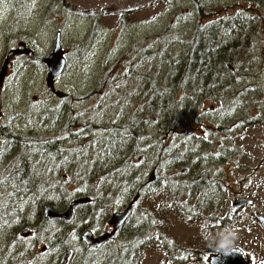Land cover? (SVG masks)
<instances>
[{
	"label": "trees",
	"instance_id": "trees-1",
	"mask_svg": "<svg viewBox=\"0 0 264 264\" xmlns=\"http://www.w3.org/2000/svg\"><path fill=\"white\" fill-rule=\"evenodd\" d=\"M191 1L196 14L190 40L178 54L168 48L169 44L150 53L154 76L147 77L149 84H137L140 102L132 116L103 127L101 137L98 136L100 124L91 116L69 125L68 131L74 138L76 128L85 131L73 142V150L65 149L67 144H62L60 138L50 140L19 133L7 137L14 147L9 146L13 150L12 158L4 163L0 177V264H29L33 249L42 242L48 244V251L66 248L67 242L70 244L74 237L81 236L78 228L82 222L91 224L86 225L89 230L95 229L98 205L113 202L116 198L110 193L115 191L120 205L138 198L136 206L142 212L147 208L143 210L138 202L169 196V208L180 214L197 215L195 207L180 199H194L193 205L203 206L210 214L221 215L225 210L233 214L230 207L223 205L227 190L222 184L220 188L213 185V181L220 180L214 174L215 160L209 137L178 134L189 119L208 116V102L218 105L216 111L229 112L234 110L236 101L249 100L240 97L247 96L249 90L252 99L243 117L233 118L234 122L215 121L213 117L209 121L216 124L221 135H237L256 125L264 126V119H255L258 116L250 111L256 106V95L264 93L259 72L254 70L257 62L252 57L255 50L262 49L264 54V45L246 39L248 19L241 12L240 17L233 19L227 15L208 20L212 15L209 11L216 10L204 0ZM249 1L257 7L258 0ZM130 60L124 58L120 65L131 69ZM125 80H130L128 75L111 74L109 81L99 88L110 84L120 87V82ZM250 80L253 87L248 84ZM246 81L247 85L243 86ZM74 121L71 118L67 123ZM86 133L89 141L84 144ZM142 137V140L149 139L145 142L150 144L148 148H144ZM224 146L233 151L230 142H224ZM69 183L78 186L68 187ZM84 197L91 201L77 209L75 220L70 224L62 219L51 220L45 214L47 207L63 211ZM113 205L116 203L108 206ZM148 217H143L145 226L142 220L133 230L126 223L116 239L119 245L112 243L105 252L83 242L79 250L71 248L74 252L71 260L78 256V264H140L145 231L155 221ZM156 219L161 221L160 217ZM24 229H29L33 236L23 239Z\"/></svg>",
	"mask_w": 264,
	"mask_h": 264
},
{
	"label": "rangeland",
	"instance_id": "rangeland-1",
	"mask_svg": "<svg viewBox=\"0 0 264 264\" xmlns=\"http://www.w3.org/2000/svg\"><path fill=\"white\" fill-rule=\"evenodd\" d=\"M19 2L20 9L16 11L17 14L10 13L6 7L0 10L2 29L0 30V74L3 66L7 64V54L10 50L19 48L27 51L8 60L7 74L0 84V177L4 172V163L12 158L13 154V150L9 149L12 140L7 138L10 134L52 138L60 133L57 137L65 142V131L61 132V129L70 130L69 125L78 124L80 120L91 116L100 124L98 136L101 137L103 127L114 121L121 123L124 118L132 116L140 102L137 84H149L147 77L154 76V61L150 53H155L164 44H169L168 48L172 52L177 54L181 52L184 43L190 40L196 14L191 0H60L57 6L53 4V0H19ZM204 3L216 10L209 11L212 15L207 18L208 20L227 15L228 18L233 19L240 17L239 12H241L248 19L246 39L257 41L260 46L264 45L263 2L258 0L257 7H254L249 0H204ZM59 33L62 36L61 54L67 64L59 76L49 80L50 71L44 60L53 52ZM20 42L25 46H20ZM246 43L245 41L244 45ZM245 55L248 57L247 51ZM252 57L257 62L254 70L259 72L260 88L264 90L262 49L255 50ZM124 58L132 59L129 61L131 69H124V66L120 65V61ZM111 74L128 75L130 80L120 82V87L110 84L100 89L103 82L109 81ZM248 84L253 87V80L248 81ZM245 85L247 81L243 86ZM250 92L251 90L247 92V96L245 94L240 96L248 97V101L244 99L236 101L234 110L229 112L216 111L215 107L218 105L208 102L206 104L208 116L198 120L189 119L179 130L181 134H178L209 137L214 160L217 163L214 162L216 170L214 174L218 175L217 178L220 180L213 181L214 188H220L222 184L227 190V195L224 194L225 198L222 200L223 205L226 208L230 207L233 214L239 215V220L233 227L244 233L264 230L262 228L264 223L255 215L254 207H248L251 204L235 206L238 200H250L264 216V185L257 186V182L264 179V126L256 125L237 135L235 133L221 135L217 132L216 124H211L209 120L213 117L215 121L234 122L233 118L243 117L249 111L248 103L252 99ZM255 98L256 106H252L250 111L258 116L255 119H264V93L256 95ZM49 108L55 110L53 118L48 113ZM258 111H262L263 114L260 116ZM39 112L42 113L41 119L38 116ZM77 113H81V116ZM71 118H75V121L67 123ZM149 130L151 133L152 128ZM205 132H208V135ZM172 138L176 137L172 136ZM177 139L179 141V137ZM147 140L149 139L142 140L144 148L150 146L145 143ZM88 141L86 133L84 144ZM171 141L173 139L168 140L169 143ZM224 142H230L233 151L224 146ZM250 181L252 182L249 183ZM66 185L73 188L78 186L76 183ZM110 194L116 199L113 202L100 204L105 206L112 203L119 204L118 192ZM137 200L138 198L127 200L122 206L113 205L105 215L109 213L107 217L109 218L112 212L122 210V207L137 208ZM193 200L180 199L182 203L189 202L195 207L197 212L195 216L174 212L169 208L171 204L169 196H160L140 204L138 202L143 210L144 208L148 210L138 214L133 210L136 214H133L128 221L131 230L138 226L144 216L151 218L152 213L155 215L153 225H149L145 231V248L140 264L168 263L166 250L157 244L162 238H154V245H151L150 238L154 233L163 232L165 236L172 237L179 244L180 241H184L188 247H194L199 241L201 244L198 246L202 247L206 242L202 235L203 224H209L208 230L214 233L223 230L222 226L214 225L211 215L215 214H210L203 206L193 205ZM149 205L152 206L153 212L149 211L151 208ZM51 208L59 213L62 211V208L61 210ZM159 217L161 221H157L156 218ZM143 221L145 226L146 221ZM77 225L78 223L75 224ZM86 225L91 224L82 222L78 229L83 233L89 228ZM22 231L23 239L33 236L29 233L25 237ZM116 242L119 245L117 240ZM109 246H113L112 243ZM80 247H82L81 236L74 237L70 244L67 242L66 248L50 251L48 244L42 242L33 249L29 264H52L53 261L61 264L67 250L72 251L73 254L72 249L79 250ZM71 258L72 255L67 257L66 264H78V256L73 260Z\"/></svg>",
	"mask_w": 264,
	"mask_h": 264
},
{
	"label": "flooded vegetation",
	"instance_id": "flooded-vegetation-1",
	"mask_svg": "<svg viewBox=\"0 0 264 264\" xmlns=\"http://www.w3.org/2000/svg\"><path fill=\"white\" fill-rule=\"evenodd\" d=\"M53 4L56 6L59 5L60 0H53ZM5 7L9 10L10 13L17 14L16 11L20 9V2H19V0H0V10L5 8ZM0 30H2L1 25H0ZM6 38H8V35ZM58 39H60V43L62 44L61 33H59L56 37L55 46L58 42ZM19 45L25 46V44L22 42H20ZM23 52L26 53L27 51H24V50L19 49V48H15V50L9 51V53L7 54V58L10 61L13 57H18ZM8 60H7V65H8ZM54 111L55 110H53L52 108H49V110H48V113L51 114V118L54 117V114H53ZM38 116H39V119H41L42 113L39 112ZM53 126L55 127V125H53ZM57 127H58V125H57ZM55 129L56 128H54V130ZM63 130L65 131L64 132L65 142L67 144V145H65L66 146L65 149L73 150V147H74L73 142H77L79 134L85 133V131L83 130V128H79V129L76 128V130L74 131V134H76L77 137L74 138L72 135V132L68 131V128H64V129L62 128L61 132ZM58 135H60V133ZM58 135L52 137L50 140H52L54 138H58L57 137ZM39 137H44V136H39ZM48 138H50V137H48ZM59 140L62 141V144L65 143L62 140V138H60ZM82 143H84V141H82ZM90 201H91V199H90ZM124 204H122V205H124ZM83 205L84 204L77 205L76 207H74V209H73V211H74L73 220H75L77 209L81 208ZM254 205L255 204L253 202V204L251 203V205H248V207L249 206L251 208L254 207L253 210L255 211V215L259 218L260 222L264 223V216H262L260 214V209H257ZM116 206H120V205L118 203H116ZM149 206L151 207L149 211L153 212L152 206L151 205H149ZM110 207L111 206H105L103 204H99L98 208H97V212H96L98 224H97V226H94L96 230L85 229L84 232L90 231L93 233V235L95 237L104 236L106 234H110V233L114 232L115 237L113 240L104 243L102 246H100L98 248L91 247V246H88L82 238V235L84 234V232L81 233L82 242L86 246L93 248L95 250L99 249L101 252H105L110 247L109 245L111 243L116 242V239L118 238L119 234L121 233L123 227L125 226L126 223H128V221L131 219L133 214H136V212H137V214L141 213V210L139 207L135 208L134 206H131L132 208L130 210L128 217L120 225V227L118 229H116L115 225L111 221L112 217L116 213H121V212L126 211L130 206L122 207L123 209L119 208L122 210L112 212L110 217L107 218L109 216V213L107 215H105V214L107 211L110 210ZM68 208L66 210H63L61 213L66 212L68 210ZM133 210L136 212L134 213ZM238 210H239V208H237V211ZM233 215H235V216H233ZM192 216H195V215H192ZM211 217L214 220V225H216V226L220 225L223 227V229L226 226H230V225L233 226L239 220V215L228 214L227 210L223 211L221 213V215L215 214L213 216L211 215ZM151 218L152 219L155 218V215L153 213L151 214ZM233 219H235V222H233ZM262 228H264V227H262ZM211 233L214 235L217 232L216 233L211 232ZM152 235L153 236H151V238H150L151 245H154V242H153L154 238H162V240L157 241V244H159L158 246H160L162 249L166 250L165 256L168 260V263H166V264H264V230L262 232H254V233L253 232L244 233V232L238 231V240L236 242V246L238 248V251L231 254V255H227V256L216 252L214 247H210L207 242H204L202 247L198 246L199 244H201L199 241L196 242L194 247H188L187 245H185L184 241H180L181 244H179L172 237L165 236V233H163V232H157V233H154ZM154 248H159V247H154Z\"/></svg>",
	"mask_w": 264,
	"mask_h": 264
},
{
	"label": "water",
	"instance_id": "water-1",
	"mask_svg": "<svg viewBox=\"0 0 264 264\" xmlns=\"http://www.w3.org/2000/svg\"><path fill=\"white\" fill-rule=\"evenodd\" d=\"M62 52V44L60 43V39H58V42L55 46V49L53 50L52 54L45 60L47 63V66L49 68L50 74H49V80H53L55 77L59 76L64 69L66 68V59L65 57L61 54ZM7 69H8V65L5 64L2 68L1 74H0V84L4 81L6 74H7ZM0 117H1V113H0ZM90 202V198H80L75 200L70 207L68 208V210L66 212L63 213H59L56 210H54L51 207H47L45 209V214L51 218L52 220H56V219H62L65 222L69 223L73 221V217H74V207H76L77 205H82L85 203ZM252 202L250 200H238L235 202V206L236 207H240L244 204H251ZM131 206L124 212L121 213H116L113 217H112V223L115 225V228L118 229L120 227V225L126 220V218L128 217L130 210H131ZM29 231L25 230L22 232L23 236H28L29 235ZM114 232L110 233V234H106L104 236H100V237H95L93 235L92 232L90 231H86L84 232V234L82 235V238L84 240V242L91 247H100L102 246L104 243L111 241L114 239ZM45 250V248H44ZM72 254V251L67 250L65 252L64 255V259L62 260L61 264H66L67 261V257H69Z\"/></svg>",
	"mask_w": 264,
	"mask_h": 264
},
{
	"label": "clouds",
	"instance_id": "clouds-1",
	"mask_svg": "<svg viewBox=\"0 0 264 264\" xmlns=\"http://www.w3.org/2000/svg\"><path fill=\"white\" fill-rule=\"evenodd\" d=\"M250 181L249 183H251ZM264 185V179L257 182V186ZM202 235L210 247H214L215 251L225 256L231 255L238 251L236 242L238 240V230L233 226H226L222 231L213 235L208 229L209 224L202 226Z\"/></svg>",
	"mask_w": 264,
	"mask_h": 264
}]
</instances>
